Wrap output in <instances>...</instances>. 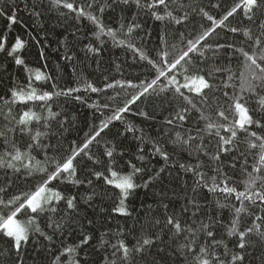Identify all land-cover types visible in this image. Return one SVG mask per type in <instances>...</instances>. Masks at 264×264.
<instances>
[{
	"label": "trees",
	"instance_id": "trees-1",
	"mask_svg": "<svg viewBox=\"0 0 264 264\" xmlns=\"http://www.w3.org/2000/svg\"><path fill=\"white\" fill-rule=\"evenodd\" d=\"M64 2L0 0V41L6 40L5 52L0 53V221L26 202H17L15 197L34 194L73 149L82 147L103 123L109 126L87 150L92 159L81 154L74 161L76 176L68 178L78 184L58 179L48 185L66 199L75 197L74 210L62 200L49 205L56 212H20L15 219L28 228V243L22 245L18 258L12 241L0 235V264H198L195 257L202 248L212 264H231L234 255L244 257L238 264H264V237L255 231L245 237V249L238 247L239 234L254 224L264 233V203L245 200L242 205L235 195L208 190L213 178L221 188L226 181L236 193L245 192L248 182L259 178L251 191L264 193L261 150L250 148V143L259 141L249 135L264 138V108L258 103L264 99V79L245 82L251 71L246 56H253L264 68V30L259 27L264 24V12H257L254 21L242 11L224 20L243 0H171L166 7L156 8L150 5L158 0H141V6L135 0H67L74 2L77 11L91 4L85 16L79 17L64 8ZM157 15L166 18L157 20ZM11 16L16 17L15 24H10ZM222 20L221 27L200 45L204 57L195 56L187 71L178 68L175 72L180 83L204 75L213 87L205 90L203 100L186 89L182 91L192 104L175 94L160 93L151 102L132 104L120 121H114V115L140 88L84 90L87 84L102 89L110 83L142 86L153 80L168 88L158 75L161 68L178 58L186 41L197 40L211 31L214 21ZM98 24L110 34L101 33ZM129 27L134 31L129 33ZM17 39L24 48L11 57L7 53ZM17 57L24 65H15ZM37 72L50 78L32 87L38 94L53 95L47 106L58 114L54 119H46L44 102H12L13 91L22 93L21 99L27 97L28 80ZM256 75L264 74L257 69ZM77 88L81 90L72 95H55ZM236 101L248 109L254 123L246 132L237 131L232 144L225 146L219 137L231 138L223 128L238 119L233 110ZM221 111L228 120L220 118ZM25 112L41 116L40 123L19 125ZM178 114L184 116L183 121ZM169 119L172 124L167 123ZM244 119L241 110V122ZM209 123L214 125L211 135ZM129 127L134 131L128 132ZM37 132L41 133L38 142L34 139ZM107 150L113 151L112 158L107 157ZM17 151L20 161L12 159ZM131 165L141 170L138 175H132ZM256 167L261 171L255 172ZM110 170L117 172L114 183L132 175L133 183L141 185L124 201L130 215L116 214L121 194L105 181L113 180ZM240 207L246 211L237 219L235 209ZM30 218L35 222L28 225ZM168 218L180 224L179 234L167 225ZM234 220L238 234L229 235ZM85 237L90 238L87 244H83ZM145 239L153 243L143 246ZM121 243L130 250L127 259L118 250ZM141 246L144 250L136 252Z\"/></svg>",
	"mask_w": 264,
	"mask_h": 264
},
{
	"label": "snow or ice",
	"instance_id": "snow-or-ice-1",
	"mask_svg": "<svg viewBox=\"0 0 264 264\" xmlns=\"http://www.w3.org/2000/svg\"><path fill=\"white\" fill-rule=\"evenodd\" d=\"M55 3H59V0H54ZM124 3H128L129 0H123ZM135 2L137 3L138 6H141V0H135ZM171 0H158L157 4H152L150 5V7L152 8H156V7H160V6H167V3H170ZM62 6L64 8H66L69 12H76L77 16L82 17L85 16V12L86 9L88 7H91V4L88 3L85 5V7H82L79 9V11H77L76 8H74V2H67V0H65V2L62 4ZM101 12L104 11L103 8L100 9ZM236 11H242L243 15L249 20V21H254L256 19V13L257 12H264V0H243V3L239 5L238 9H234L232 11H229L227 13V15L224 16V20H227L229 17L233 16L235 14ZM0 15H3V13H0ZM168 16H171V13H168ZM89 19H92L94 22L96 20L95 17H87ZM166 17L164 16H160L157 15L156 19L157 20H163ZM209 19H211V17H209ZM9 22L10 24H15L16 23V17L15 16H11L9 17ZM177 23H182L183 21L181 20H177ZM223 24V20L219 21V22H215L214 21V27L211 29V31H208L206 34L202 35V37L198 38L195 41H191V42H187L186 41V49L183 50L180 55L178 56V58H176L173 61H169L167 63L166 66H163L161 68V71L158 73L159 77L161 79H164L167 81V85L168 88L162 87L159 85L157 80H153L148 84L145 85H132V84H127V85H118V84H114V83H110L107 84L106 88H102V89H98L94 86H92L91 84H87L86 88L84 89L85 91L90 90L92 93H98V92H104L107 91L108 89H113V88H117V87H127V88H132V87H138L140 88V91L138 92L137 95H135L132 99L130 103H126L125 106L123 108H121L113 117L114 121H120L122 116L125 113L129 112V109L131 107L132 104H136L138 101L142 102L143 100H149V102H151V98L158 96L160 93H165V92H169V94H175L179 99H182L184 101H186L188 104H192V100L189 99L188 95L182 91V89H186L187 93H193L196 96L201 97V99L203 100L204 95H205V90H211L213 85L210 84L208 82L207 79H205L204 75H200L198 78H191L189 77L188 80H186L183 83H180L176 80V76H175V72L178 70V68H184L185 71L188 70V66H190V61L192 59L195 58V56H199V57H204V50L201 48V43L203 41H206L209 39V37H211L213 35V33L216 32L217 28H220L221 25ZM100 28V32L103 33L104 35H109L110 32H105L103 27H100V25H97ZM261 30H264V24H260L259 25ZM129 33H131L132 31H134V29L132 27H129L128 29ZM231 31L235 32V29H231ZM244 35L247 37L248 33L245 32ZM249 39H251V37H249ZM254 43H257V46L259 47V42L254 41ZM5 45H6V40L0 41V53H4L5 52ZM117 46H122L119 42L117 43ZM221 48L224 47V45L220 46ZM24 48V43L22 41H20L19 39H17L15 45L10 49V51L7 53L9 56L11 57H16V54L19 53L22 49ZM89 51H93L92 48L88 49ZM215 51H218V49H216ZM140 59H145L143 56L140 57ZM163 59V58H162ZM246 59L248 61H250V64L247 65V67L251 70L248 74H247V79H246V83L248 81H259L261 79H264V75H256V70L258 69L259 72L261 74H264V68H260V65L257 63V60L253 57V56H246ZM261 59H264V56H261ZM149 64H152L151 61H148ZM15 65L16 66H21L24 65V60L21 58H15ZM153 68L156 67V65H152ZM172 73L173 75L169 76V74ZM213 73H209V76H211ZM50 79L49 77H45L42 73L37 72L35 73L34 77H30L28 80V85L29 88L31 89L30 93L27 95L26 98L21 99L22 97V93H17L16 91H13L11 93L13 101L12 102H20V103H28L29 101L31 102H36V101H41L44 102L45 104V108L48 112V117L47 118H55V115L58 114H53L51 112V108L47 106V102L51 101L53 99V95L49 94V93H37L36 89L32 87L33 83H39V82H43ZM261 85H257V87H260ZM252 85L250 83H248V88L251 89ZM81 89L77 88L75 90H69L68 92H57L55 93L56 96H60V95H72L74 91L78 92ZM79 99V98H77ZM113 99H115V97H113ZM83 102V101H81ZM259 105L264 108V99H260L258 101ZM91 107V105H90ZM97 108L100 107L99 104L96 105ZM104 107H107V105H104ZM233 110L236 114V116L238 117V119H235L234 124H231V126L229 127H225L223 128V131L225 132H229L231 134V138L229 139H225V137L220 136L219 139L222 142V145H231L233 140L236 138V134L237 131L240 132H246L247 128L250 127L254 121L252 119V116L249 115V111L248 109L239 101L234 102L233 105ZM241 110L243 111V115L244 117H246V119L243 120V122H241ZM220 118L223 120H228V117L225 116V114L221 111L220 112ZM178 119L183 121L184 120V116L183 115H179L178 114ZM33 121H35L36 123H40L41 121V116L36 115L35 113L32 112H25L23 114V116L20 118V120L18 121V124L21 126H25L27 127L28 125H30ZM168 124H172L173 121L171 119H169L167 121ZM46 126V125H45ZM109 124L103 123L99 129L97 131H95V134L92 135L84 144L82 147L78 148V149H73V154L66 159V162H63L61 166H59L57 168V170L51 174L46 181L42 184V186H40L35 192L34 194L30 195V196H25V197H21V196H17L15 197V201H20L21 199H24L26 202L22 205H20L16 211H14L10 216L7 217V219H4L2 221H0V235L7 237L8 239H10L12 241V247L14 249V251L17 254V257L19 258L20 254H21V249H22V245H26L28 243V238H29V233H28V228L22 224L21 222L17 221L15 219V217L17 215L20 214V212H25V210H27V212H25V214L27 215L29 212L32 214H44L45 212H56V208L55 207H49V205H52L54 202L56 204H59L60 201L62 200H66V204H67V208L70 210H74V202H75V197H72L70 199H66L63 195H61L59 192H54L52 189H50L48 187L49 184H52L53 181H57L58 179L61 180V182H66L69 184L72 183H77V181H74L72 178H68L70 177H75L76 176V167L74 166V161L77 160V157H80L81 154H84L85 156H87L88 159H92L91 156H88L87 150L90 148V145L93 144L94 141L97 140L98 137L101 136V133H103L104 131H106V129L108 128ZM257 127H261V125L259 123H257L256 125ZM214 125L209 123L207 124V128L209 130V134H212V129H213ZM128 132H133L134 130L129 127L127 129ZM41 133L37 132L35 134L34 139H37L38 142V138L40 137ZM217 135H219V133L217 132ZM252 137H255L256 141H259V144L257 143H250V148L256 149L259 148L261 150V156H260V164L262 166H264V138H261L260 136H257L255 133H250L249 134ZM177 139H179V136L177 137ZM187 141H185L186 143ZM224 150V149H222ZM142 151V150H141ZM157 151H159V149H157ZM122 154V153H121ZM106 155L109 158L113 157V151L112 150H107L106 151ZM164 159H168L167 156L163 157ZM12 159L14 161H20L21 160V154L17 151L15 155L12 156ZM216 160H219V156L215 157ZM3 164H0V167H2ZM9 167H11V165H9ZM26 167H30V165H26ZM132 169H133V174L132 175H138L140 173V169H137L135 167V165H131ZM181 167H183V165H181ZM19 169H17L18 171ZM255 172H260L261 168L260 167H256L254 169ZM111 176L113 178V180H109L107 178H105L106 183L113 185L115 188L120 190V194H121V198H120V207H118L116 209V214L119 215H130L129 212H127L125 210L124 207V201L128 199L129 193L135 191L138 187H141V185H137L134 184L132 181V175L126 176V177H121L119 182H115L114 183V179L117 177V172L115 171H111ZM62 174H67L66 176H62ZM102 175V174H101ZM202 175V174H201ZM96 179H100V175H97ZM257 179L259 178H254L252 180H250L247 184V189L245 192H240V193H236L234 188H229L227 187V182L226 181H222V183H224V187H220L219 184H216L215 182V178H213V187L209 188L208 190L210 192H223L224 194H226L227 196H232L235 195L236 199L241 201V204L243 205V202L245 200L251 202V203H255L257 199L260 200L261 203H264V193L261 192H252V188L255 186V183L257 181ZM0 191H2V189H0ZM0 203H3V201H0ZM221 207H223V205H221ZM246 209L244 207H240L238 209H235V214L237 219L239 218V215L243 212H245ZM257 220H261V217H256ZM35 221L33 219H29L27 221L28 225L33 224ZM235 223L236 221H233V227L231 228L229 235H237V229L235 227ZM167 225L172 226L175 228L177 234H179V232L181 231V227L179 223H174L172 218H168L167 220ZM205 229L207 228V226H204ZM38 230V229H37ZM253 231H255L256 233H258L259 235H261L262 237H264V233H262L260 231V226L257 224H254L252 228H249L246 232L244 233H240L239 234V244L238 247L240 249H245L246 247V243H245V237L249 234L252 233ZM207 235L209 237H211L213 235V233L211 231L207 232ZM89 237H85L83 240V244H87L89 241ZM151 243H153L152 241L145 239L143 241V246H148ZM143 246L141 247H137L135 249L136 252H141L144 250ZM116 247V246H114ZM118 250H122L123 253V258L127 259L129 254H130V250L128 248H126L124 246L123 243H121L118 246ZM69 252L74 251L73 249H68ZM206 249H201L200 250V255L196 256L195 259L198 262V264H212L211 261H209L207 259L206 256ZM214 260H218V257H214ZM244 259V257L242 255H234L231 258V264H238V262H242Z\"/></svg>",
	"mask_w": 264,
	"mask_h": 264
},
{
	"label": "rangeland",
	"instance_id": "rangeland-1",
	"mask_svg": "<svg viewBox=\"0 0 264 264\" xmlns=\"http://www.w3.org/2000/svg\"><path fill=\"white\" fill-rule=\"evenodd\" d=\"M18 221V220H17ZM20 222V221H19ZM22 223V222H21ZM22 224H24V223H22ZM25 225V224H24Z\"/></svg>",
	"mask_w": 264,
	"mask_h": 264
}]
</instances>
